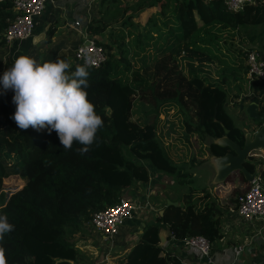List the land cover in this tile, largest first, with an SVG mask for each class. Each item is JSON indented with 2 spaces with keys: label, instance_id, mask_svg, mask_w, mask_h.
Here are the masks:
<instances>
[{
  "label": "trees",
  "instance_id": "16d2710c",
  "mask_svg": "<svg viewBox=\"0 0 264 264\" xmlns=\"http://www.w3.org/2000/svg\"><path fill=\"white\" fill-rule=\"evenodd\" d=\"M137 1L100 0L99 16L87 24V33L105 55L99 67L85 66L90 73L88 98L104 121L87 154L77 153L82 147L79 144L64 150L55 131L19 129L10 118L15 112L14 93L5 92L0 84V214H6L14 225L3 241L8 264H80L83 256L70 238L89 225L94 212L116 204L125 189L137 192L154 176L185 179L188 172L182 173L161 142L159 129L164 117L160 116L164 110L178 108L184 115L186 139L195 134L200 141L208 138L209 153L204 162L211 155L230 151L213 143L225 135L224 128L229 139L241 147L244 144V131L235 125L225 104L228 94L238 103L246 92V53L264 52V0L246 3L237 12L228 10L224 0H174L172 11L162 16L170 36L155 60L138 75L131 73L128 83H121L120 77L130 67L115 28L141 24L145 12V23H149L152 11L162 2L146 0L139 12H133L130 7ZM116 3L123 9L122 16L105 22L109 7ZM12 19V0H0V47L7 46L3 33ZM52 33L50 27L45 42L51 40ZM238 42L248 47H236ZM215 58L222 64L214 70L216 77L211 70L203 75ZM77 66L84 65L75 62L69 72ZM259 89L254 87L256 94ZM135 102L150 108L140 122L133 118ZM259 108L264 114V102ZM253 160L248 156L245 167L250 172L257 170L264 185V167L257 168ZM237 174L250 185L240 172ZM7 180L19 181L20 186L10 190ZM241 194L234 195V204L221 205L202 187L171 198L176 206L165 201L163 215L144 222L138 239L116 264H185L183 254L178 255L172 244L167 250L159 246V222L169 228L172 237L168 240L176 245L187 236H204L212 244L211 251L215 250L226 238L222 225L225 213L229 216V208H237Z\"/></svg>",
  "mask_w": 264,
  "mask_h": 264
},
{
  "label": "crops",
  "instance_id": "0c3cea01",
  "mask_svg": "<svg viewBox=\"0 0 264 264\" xmlns=\"http://www.w3.org/2000/svg\"><path fill=\"white\" fill-rule=\"evenodd\" d=\"M144 1L146 0L137 1L130 7V10L135 12ZM99 2L100 0H55L54 4L47 5L41 15L36 19L33 34L24 41L25 45L22 44L19 50L13 47H9L10 49H8L7 46L0 47V72L3 73L7 69V66H12V61L21 54L33 57L38 62L56 60L57 58L63 59L72 67L75 63L74 52L82 41V36L79 31L75 29L73 22L75 20L79 21L85 28L92 18L99 16ZM173 8L174 0H162L161 4L152 11L149 23H145L148 14L145 12L141 18V24L133 26L132 28H126L127 30H125V28L116 29V38L124 42L125 58L130 67L129 71L120 77L119 82L128 83L131 78V73L138 75L143 68L155 60L158 50L165 44L166 38L169 35L166 28L162 25V16L171 12ZM122 14L123 9L119 4H113L110 6L104 21L109 23L121 17ZM50 27H52L53 31L52 37L49 42H45ZM40 33L45 34L44 39L34 44L32 39L35 35ZM233 102L231 95L228 94L226 104H229L225 106V109L231 114L233 119L237 117L240 118L242 113L245 115L246 119L243 121V124L247 126L245 130L243 129L245 132L249 130L251 122L244 110L249 103H257L256 98L251 97V101H243L240 99L238 103L234 104ZM259 107L260 105H258V108ZM204 157L205 156H202L201 160L204 159ZM212 173L213 177L215 175L213 168ZM156 177H159L158 174ZM142 187L147 189L148 195L151 194L150 192H156L153 185L151 186L148 183ZM127 191L132 195L137 193H134V189H129ZM146 196L147 195H145V197ZM167 199L170 200V198L165 197L164 202ZM163 203H150L147 211L143 210V212H140L144 214V220L141 221L145 222L148 218V214H151L154 219L161 210ZM135 215L136 213L133 218L130 219L131 221H128L129 224L126 226L122 225L123 227H121L117 242H124V240L128 238L129 232H133L137 224L139 225L138 231H141L144 222L142 223L139 221L137 223L138 216ZM225 218L226 220L229 219L228 212L225 213ZM149 221L153 220L149 219ZM223 225V232L226 235L225 241L221 242L218 246L216 245L217 248L211 251L212 259L216 264H221V253L225 250L231 254V264H264V219L251 224H244L242 228L225 227L224 219ZM226 242H230L231 244L224 245ZM167 243H169V246L172 244L173 249L177 250L178 255L183 254L180 244L176 245V243L171 240H167ZM116 245L119 246V243H116ZM130 247L127 248L125 253L128 252ZM113 253H115V251H113ZM183 255L185 257V254ZM119 256L118 254L115 255V257L118 258ZM186 258L189 261L195 260L191 256H186Z\"/></svg>",
  "mask_w": 264,
  "mask_h": 264
},
{
  "label": "clouds",
  "instance_id": "9594fccd",
  "mask_svg": "<svg viewBox=\"0 0 264 264\" xmlns=\"http://www.w3.org/2000/svg\"><path fill=\"white\" fill-rule=\"evenodd\" d=\"M57 58L38 62L25 54L19 55L12 66L0 76L3 90H11L15 112L10 117L21 130L30 127L49 134L56 132L64 150L74 144L79 155H85L96 142L104 121L88 98L89 71ZM14 231L6 214H0V264H8L3 246L5 235Z\"/></svg>",
  "mask_w": 264,
  "mask_h": 264
},
{
  "label": "built area",
  "instance_id": "2783aa9c",
  "mask_svg": "<svg viewBox=\"0 0 264 264\" xmlns=\"http://www.w3.org/2000/svg\"><path fill=\"white\" fill-rule=\"evenodd\" d=\"M252 2L253 0H224L226 8L233 12L242 10L246 3ZM54 3L55 0H12L13 19L3 33L7 46L17 49L30 38L35 29L36 19L48 4ZM73 24L82 36L81 44L74 52L75 62H79L84 66L99 67L105 60L103 48L87 33V25L84 28L82 23L76 20ZM245 62L247 65L245 73L247 92L241 94L240 99L254 97L258 105L263 104L264 52L258 50L247 52ZM256 86L260 87L257 94L254 91ZM250 127L247 131L253 132L257 128L256 124L252 128ZM249 156L254 158L253 161L256 163L257 168L264 167V150H252ZM237 200V208H229L230 216L231 213L236 212L245 223L264 219V185L257 170L248 189L239 195ZM136 203L134 200L121 197L116 204L92 214L89 224L100 238V246L104 253L102 262L108 261L113 253L112 246L108 247V243L113 244L124 222L133 218L135 211L141 208L139 204L136 207ZM180 246L183 254H185V257L184 255L181 257V261L185 264H216L211 256L212 244L204 236H187L180 241ZM167 247L166 244L163 246L165 250H167ZM191 255L196 259L189 261L186 256ZM197 258L198 262H196ZM202 259H204V262H202ZM221 260V264H231V254L228 251H223Z\"/></svg>",
  "mask_w": 264,
  "mask_h": 264
},
{
  "label": "rangeland",
  "instance_id": "374dc122",
  "mask_svg": "<svg viewBox=\"0 0 264 264\" xmlns=\"http://www.w3.org/2000/svg\"><path fill=\"white\" fill-rule=\"evenodd\" d=\"M49 5H51V4H48V6ZM136 12H139V10L138 11L136 10ZM134 26H136V25H134ZM132 27L133 26H131L129 28H132ZM118 28H120V27H118ZM116 29L117 28H115V33H116ZM125 30H127V29L125 28ZM166 30L168 31L167 28H166ZM168 34H169L168 35V37H169L170 36L169 31H168ZM22 44L25 45L24 42ZM239 44L240 43L238 42L234 45L236 47H239V48L241 47L244 49H246L248 47V44H244V43H242L241 45H239ZM21 45H20V47H21ZM7 48L10 49L8 46H7ZM13 48H15V47H13ZM19 48H17V49L19 50ZM13 62L14 61H12V64H13ZM243 63H244L243 66H245V64H246L245 59H244ZM220 65H222V64H220L219 61L215 58L213 64L211 66L207 67L204 70V73H202V74L206 75V73L210 72L209 70H211V75L216 77V73L214 70L217 69ZM226 65L230 66L231 64L229 63ZM9 67H11V66H7V68H9ZM239 72H242V70L240 68H239ZM244 82H245V80H244ZM222 88H223V86H222ZM246 92H247V89H246ZM242 100L243 101L244 100L245 101H248V100L251 101V97H245V98H242ZM228 104L229 103H227L225 106H228ZM233 104H234V102H233ZM145 106L146 105H143L139 102H135V105L133 107V118L136 121L140 122L144 119V116L146 114L145 110L150 109L148 106H146V107ZM160 117L161 118L164 117L163 118L164 120L160 124V129H159V135L161 138V142L168 143V144L164 145L165 153L176 164H178L179 167H181L182 173L188 172V174L185 176V179H182V177L180 178L176 175H174V176H169V175L164 176L163 175L164 177H160V178L152 177L149 185H151V186L153 185L156 192L155 193L150 192L151 193L150 195H148L149 193H147V189L144 187L140 188L138 190L140 192L137 191V193L135 195H132L129 193V191H127V190H129V188L123 190L121 197H124L127 199H133L134 201L137 202L136 207H138V204L141 206V208L139 210L135 211V213H136L135 216H138L137 223L141 220H144V218H143L144 214L140 213V212L141 211L143 212V210L147 211V209H149L148 205L150 203H156V202L163 203L165 197H168L170 199L171 198L175 199L182 192H188L190 190L200 189L202 187L208 188L212 194V197L216 201H218L221 205L223 203L234 204L233 203L234 195L237 192L238 193H240L241 191H242V193L245 192L249 187L248 186L249 183H243L239 174L235 173L236 175L233 177H230L227 182H224L222 184L212 185V180L214 178V176L212 177V174H213L212 168L209 164V161L204 162L205 159H207L208 153H209L207 150V145L209 143L208 138H206L204 141H200L198 139V135L195 134V135H190L189 139H186L184 137L185 134L183 132L184 126L182 125L183 119H185V117L182 113L181 114L179 113L178 108H173L171 110H164L163 114H161ZM232 119H233V117H232ZM245 119H246V117L242 113V116H240V118L237 117V118L233 119V121H234L236 126L241 128L242 130L243 129L245 130L247 127L245 124H243V121ZM175 120H176V122H175ZM250 122H251V120H250ZM252 124L255 125V123L251 122L250 128L253 127ZM205 148H206L207 152H204ZM202 156H205L203 160H201ZM155 173L156 172L151 169L150 174L154 175ZM246 182H248V181H246ZM6 186L10 190H14V188L16 186H20V182L19 181H13V180H7ZM241 186H242V188H239ZM9 189L5 190V192H8ZM145 195H147V196L145 197ZM159 206H161V205H159ZM231 214H232V217L230 216V214H229L230 217L228 216L230 220H226V218H225V227L242 228V227H244L243 226L244 224L245 225L251 224L253 222L263 220V219H260V220H254L251 223H245L240 219V216L236 212L231 213ZM149 219H151V220L153 219L151 214H148V218L145 220V222L149 221ZM129 220L130 219L125 221L123 226H126L127 224H129L128 223ZM141 222L143 223L144 221H141ZM123 226H121V227H123ZM128 226H130V225H128ZM138 227H139V225L137 224L134 231L129 232L128 238L126 240H124V242H121V243L119 241L117 242V239H118V236H119L120 230H121V228H120L118 236L116 237L117 239H115L116 240L115 243H119V246L116 245L115 248H113L115 243L114 242H113V244L108 243V245H109L108 247L112 246V250L115 249L114 250L115 253H112L111 259H109L106 262H102L104 253L102 251V247L100 246V238L93 231L90 224L88 226H86L85 229L80 230L78 232H75L73 234V237L70 238V241L76 245L79 253L83 256V260H81L80 264H116V260L118 259V257H115V255L116 254L120 255L119 258L122 257L125 254V251L127 250V248L130 247L135 242L139 233L141 232V231L140 232L138 231ZM223 229H224V225H223ZM167 244L169 245V243H166V247L168 246ZM225 251H227V250H225Z\"/></svg>",
  "mask_w": 264,
  "mask_h": 264
},
{
  "label": "water",
  "instance_id": "95a60500",
  "mask_svg": "<svg viewBox=\"0 0 264 264\" xmlns=\"http://www.w3.org/2000/svg\"><path fill=\"white\" fill-rule=\"evenodd\" d=\"M44 37L45 34L40 33L35 35L32 41L34 44H37L42 41ZM106 111L107 114L110 115V108H107ZM244 111L251 122L256 124L257 128L253 132H244V144L242 147L228 138V130L226 128H224L225 135L213 140L214 144L221 147H228L230 151L222 156L211 155L207 160L215 172L212 185L227 182L232 174L239 172L243 175L244 180L248 182H251L255 177L256 170L254 172L248 171L245 167V162L252 150H264V114L259 112L258 105L255 102L249 103ZM166 205L176 206L177 202L167 199ZM163 213L164 209L160 210L157 217L162 216ZM157 224L160 241L159 246L163 248L167 243V240L172 237V234L163 222Z\"/></svg>",
  "mask_w": 264,
  "mask_h": 264
}]
</instances>
